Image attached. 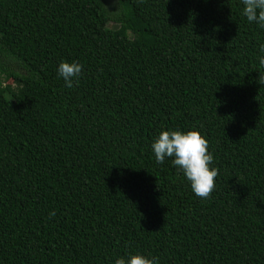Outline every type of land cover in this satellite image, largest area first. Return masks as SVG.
<instances>
[{
	"label": "trees",
	"instance_id": "obj_1",
	"mask_svg": "<svg viewBox=\"0 0 264 264\" xmlns=\"http://www.w3.org/2000/svg\"><path fill=\"white\" fill-rule=\"evenodd\" d=\"M242 9L0 0V264H264V28ZM177 129L208 142L207 198L155 161Z\"/></svg>",
	"mask_w": 264,
	"mask_h": 264
},
{
	"label": "clouds",
	"instance_id": "obj_2",
	"mask_svg": "<svg viewBox=\"0 0 264 264\" xmlns=\"http://www.w3.org/2000/svg\"><path fill=\"white\" fill-rule=\"evenodd\" d=\"M243 16L249 22H256L264 28V0H242ZM264 53V44L260 45ZM261 66H264V55L258 56ZM81 65L76 61H60L57 73L63 78L65 86L71 88L73 79L81 72ZM207 140L196 129L162 130L151 144L156 163H163L166 157H172L171 163L178 166L185 179L189 182L191 191L200 198H207L214 188V178L217 169L212 165L213 154L207 150ZM114 264H158L155 257L141 253H129L118 256Z\"/></svg>",
	"mask_w": 264,
	"mask_h": 264
},
{
	"label": "rangeland",
	"instance_id": "obj_3",
	"mask_svg": "<svg viewBox=\"0 0 264 264\" xmlns=\"http://www.w3.org/2000/svg\"><path fill=\"white\" fill-rule=\"evenodd\" d=\"M9 82H11V81H9Z\"/></svg>",
	"mask_w": 264,
	"mask_h": 264
}]
</instances>
